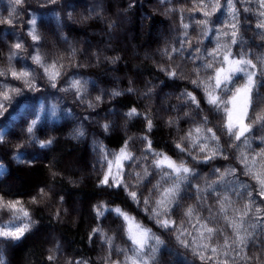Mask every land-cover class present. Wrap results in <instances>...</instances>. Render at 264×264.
I'll return each mask as SVG.
<instances>
[{"label":"clouds","instance_id":"9594fccd","mask_svg":"<svg viewBox=\"0 0 264 264\" xmlns=\"http://www.w3.org/2000/svg\"><path fill=\"white\" fill-rule=\"evenodd\" d=\"M0 264H264V0H0Z\"/></svg>","mask_w":264,"mask_h":264}]
</instances>
